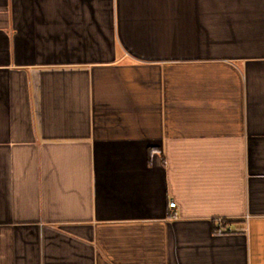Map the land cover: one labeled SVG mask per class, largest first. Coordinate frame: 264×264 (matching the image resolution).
Wrapping results in <instances>:
<instances>
[{
  "label": "crops",
  "instance_id": "obj_1",
  "mask_svg": "<svg viewBox=\"0 0 264 264\" xmlns=\"http://www.w3.org/2000/svg\"><path fill=\"white\" fill-rule=\"evenodd\" d=\"M0 264H264V0H0Z\"/></svg>",
  "mask_w": 264,
  "mask_h": 264
},
{
  "label": "trees",
  "instance_id": "obj_2",
  "mask_svg": "<svg viewBox=\"0 0 264 264\" xmlns=\"http://www.w3.org/2000/svg\"><path fill=\"white\" fill-rule=\"evenodd\" d=\"M229 225L226 222H222L220 225H217L218 231L226 232L228 230Z\"/></svg>",
  "mask_w": 264,
  "mask_h": 264
},
{
  "label": "built area",
  "instance_id": "obj_3",
  "mask_svg": "<svg viewBox=\"0 0 264 264\" xmlns=\"http://www.w3.org/2000/svg\"><path fill=\"white\" fill-rule=\"evenodd\" d=\"M176 206V203L175 202H170L169 203V207L170 208H173V207H175ZM228 231H230V228L228 229Z\"/></svg>",
  "mask_w": 264,
  "mask_h": 264
}]
</instances>
